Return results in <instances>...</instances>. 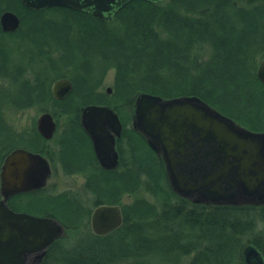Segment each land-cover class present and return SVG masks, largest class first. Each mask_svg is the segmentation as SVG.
<instances>
[{"label": "trees", "instance_id": "obj_1", "mask_svg": "<svg viewBox=\"0 0 264 264\" xmlns=\"http://www.w3.org/2000/svg\"><path fill=\"white\" fill-rule=\"evenodd\" d=\"M161 2L131 0L104 21L68 8L31 10L20 0H0V14L12 10L20 18L15 31L0 26V165L10 150L26 147L84 178L80 190L50 194L44 187L13 195L17 203L9 199L13 210L52 216L65 227L40 264H244L247 243L264 256V204L207 205L179 196L161 157L130 124L135 98L145 92L197 95L264 131V87L256 75L264 56V0ZM111 69L107 95L100 87ZM61 77L71 80L72 91L56 100L50 88ZM88 104L110 105L122 121L116 168L97 162L80 124ZM6 107L51 110L70 120L45 140L35 126L13 130ZM125 196L131 199L123 202ZM101 204L120 205L123 217L105 235L89 227Z\"/></svg>", "mask_w": 264, "mask_h": 264}, {"label": "water", "instance_id": "obj_2", "mask_svg": "<svg viewBox=\"0 0 264 264\" xmlns=\"http://www.w3.org/2000/svg\"><path fill=\"white\" fill-rule=\"evenodd\" d=\"M131 0H20L23 7L42 10L63 7L112 19ZM159 2L161 0H147ZM19 16L12 10L0 14L5 32L15 31ZM256 75L264 85V56ZM72 91V82L61 77L50 92L62 100ZM107 92L111 91L108 87ZM80 124L91 139L98 163L116 168V139L122 121L108 105L88 104L80 110ZM131 126L161 157L172 190L193 203L207 205L264 204V131L251 130L197 95L164 98L142 92L134 101ZM36 130L50 140L57 130L54 114L43 111ZM50 160L25 147L10 150L0 166V264H40L47 248L65 233L52 216L13 210L8 200L18 193L44 188L51 176ZM123 222L118 204H101L90 215L92 231L105 235ZM244 264H264L262 252L252 243L243 246Z\"/></svg>", "mask_w": 264, "mask_h": 264}, {"label": "rangeland", "instance_id": "obj_3", "mask_svg": "<svg viewBox=\"0 0 264 264\" xmlns=\"http://www.w3.org/2000/svg\"><path fill=\"white\" fill-rule=\"evenodd\" d=\"M166 1L167 0H162L161 3H164ZM260 60L261 59H259V62H260ZM259 62H258V64H259ZM258 64H257V67H258ZM113 77H114V70L111 69L106 74L104 81L100 87L102 92L107 90L108 87L111 88L110 92L106 91L107 95H111V93H112ZM257 80H258V78H257ZM258 82L260 84H262L259 80H258ZM0 85H1V80H0ZM262 86L264 87L263 84H262ZM108 106L111 107L110 105H108ZM42 112L43 111H37L36 108H28V109H24V110H20V111L13 110L10 107L4 108L5 119L7 120L8 124L13 128V130H15L17 132L23 131V130H30L34 126L36 127V120H37L38 116L40 115V113H42ZM50 112H51V110H50ZM227 116H229V115H227ZM54 117H55V115H54ZM55 119L57 122V131H56V135H57L58 132H60L64 128V126L68 123V121L70 119L67 116H57V117H55ZM243 126H245V125H243ZM49 145L54 146V141H49ZM27 149H29V148H27ZM41 154H43L44 156H46L48 158V156L45 155L43 152ZM51 168H52V165H51ZM83 181H84L83 176H81L79 174L67 175L62 171V169L60 167H58L57 169L53 167V172L51 173V176L49 177L47 185L45 186V188H46V192L50 193V194L60 193V192L65 191V190L75 191L77 189L80 190L82 188ZM130 199H131L130 197L125 196V197H123V202H128ZM11 200L15 201V203H17V201L18 202L21 201V200H17L16 198L15 199L11 198ZM32 213L35 215H40V213H37V212H32ZM41 216H48V215H41ZM89 227L91 228L90 222H89ZM73 238H75V236Z\"/></svg>", "mask_w": 264, "mask_h": 264}, {"label": "flooded vegetation", "instance_id": "obj_4", "mask_svg": "<svg viewBox=\"0 0 264 264\" xmlns=\"http://www.w3.org/2000/svg\"><path fill=\"white\" fill-rule=\"evenodd\" d=\"M122 126H123V124H122ZM122 133H123V127H122L121 136H120L119 138L116 139V144H115L118 153H119V150H118V147H117V146H118L119 141L121 140ZM88 139H89V141H90V143H91V146H92V142H91V139L89 138V136H88ZM92 149H93V146H92ZM93 152H94V150H93ZM94 154H95V153H94ZM95 157H96V156H95ZM96 159H97V158H96ZM119 161H120V158H119ZM97 162H98V161H97ZM0 166H1V165H0ZM52 172H53V166H52Z\"/></svg>", "mask_w": 264, "mask_h": 264}]
</instances>
